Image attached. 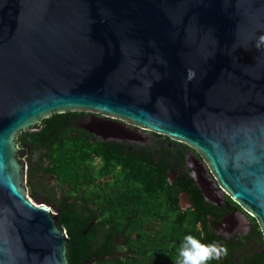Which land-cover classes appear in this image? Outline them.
<instances>
[{"label":"water","instance_id":"95a60500","mask_svg":"<svg viewBox=\"0 0 264 264\" xmlns=\"http://www.w3.org/2000/svg\"><path fill=\"white\" fill-rule=\"evenodd\" d=\"M262 37L264 0H0V264H72L16 142L68 111L192 147L264 234Z\"/></svg>","mask_w":264,"mask_h":264},{"label":"flooded vegetation","instance_id":"af4514ba","mask_svg":"<svg viewBox=\"0 0 264 264\" xmlns=\"http://www.w3.org/2000/svg\"><path fill=\"white\" fill-rule=\"evenodd\" d=\"M53 122L57 129H46L48 121L41 120L31 130L40 133L33 148L18 145L19 158L28 165L27 190L55 207L59 199H77L79 211L89 215L86 229L98 231L101 260L133 257L154 241L151 232L192 227L203 242L228 248L226 257L210 264H256L264 256L258 220L221 189L192 147L95 112L76 111ZM70 136L89 141L78 146L83 161L77 188L48 172L53 170L47 158L54 147L50 144L64 143ZM127 231H145L148 238L132 233L128 239ZM149 247L145 250L150 253L158 250ZM161 248L167 254L166 242Z\"/></svg>","mask_w":264,"mask_h":264},{"label":"trees","instance_id":"16d2710c","mask_svg":"<svg viewBox=\"0 0 264 264\" xmlns=\"http://www.w3.org/2000/svg\"><path fill=\"white\" fill-rule=\"evenodd\" d=\"M75 113L76 111L54 113L52 116L43 118L42 120L44 122L48 121L46 129H57L58 126L55 122H53L54 120L59 123L60 117H66L68 115L71 116ZM43 133H45V131ZM39 135L40 133L32 132L30 129L22 130L16 136L17 145H20L21 143H28L30 144V147L33 148V145L37 144L38 142ZM84 143L89 144V141H79L71 136L69 139H66L64 143L52 142L50 146L54 147H52V149L49 151L47 158L50 165H52L53 170L48 172H54L59 180L67 182V184L71 187L73 185L75 186L79 182V179L82 175L81 165L83 161V148L78 146H85ZM19 147L21 148L22 146ZM75 188L77 187L75 186ZM30 194L38 201H44V198L35 196L33 192ZM46 200L49 202L56 201L52 200V198H47ZM56 202V208H62L61 213L58 210L59 225L65 227L67 230L69 237V241L67 243V256L72 264H83L84 262L93 259L95 256H97V258L93 264H175L177 249L179 248L184 236L188 234L193 235V232L196 230L195 227H192L189 229L184 228L183 230L168 229L165 231L151 232L154 241L146 243L143 250H139V252H137L138 254H135L133 257L128 256L119 260L116 258L101 260L100 257L102 256V252L100 251L98 243L99 240L97 238L98 231L94 228L86 230L89 215L79 211L80 206L77 203V199L72 203H68L67 199H59ZM256 224L259 233L262 235L263 233L260 229V226L258 223ZM125 233L128 236V239L132 233L137 235L142 234L143 236L141 240L148 238V232L145 231H127ZM163 242L167 243V254L162 253L161 246ZM149 244L154 245V247H157L158 250H155L151 253L146 251L145 248H150ZM255 262L256 264H264V256H259L256 258Z\"/></svg>","mask_w":264,"mask_h":264},{"label":"clouds","instance_id":"9594fccd","mask_svg":"<svg viewBox=\"0 0 264 264\" xmlns=\"http://www.w3.org/2000/svg\"><path fill=\"white\" fill-rule=\"evenodd\" d=\"M227 255L226 245L216 242L205 243L198 236L188 234L184 236L177 249L175 264H210L211 261H219Z\"/></svg>","mask_w":264,"mask_h":264},{"label":"rangeland","instance_id":"374dc122","mask_svg":"<svg viewBox=\"0 0 264 264\" xmlns=\"http://www.w3.org/2000/svg\"><path fill=\"white\" fill-rule=\"evenodd\" d=\"M39 123H40V122H39ZM18 148H20V147L18 146ZM27 179H28V178H27ZM27 182H28V180H27ZM30 196H31V195H30ZM31 197H32V196H31ZM32 198H33L35 201H38L35 197H32ZM50 206L52 207V209H53L54 212H56V213L58 212V211H57V208L55 207L54 204H53V205L50 204Z\"/></svg>","mask_w":264,"mask_h":264}]
</instances>
